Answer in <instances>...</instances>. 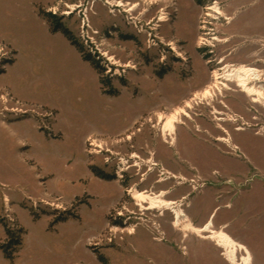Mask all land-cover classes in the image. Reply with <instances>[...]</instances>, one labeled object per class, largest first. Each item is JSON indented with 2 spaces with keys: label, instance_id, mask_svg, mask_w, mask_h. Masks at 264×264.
Instances as JSON below:
<instances>
[{
  "label": "rangeland",
  "instance_id": "1",
  "mask_svg": "<svg viewBox=\"0 0 264 264\" xmlns=\"http://www.w3.org/2000/svg\"><path fill=\"white\" fill-rule=\"evenodd\" d=\"M126 3L0 0V264H232L133 188L166 192L196 226L214 215L264 264V98L236 83L194 98L227 64L264 87V0ZM188 99L166 139L159 114Z\"/></svg>",
  "mask_w": 264,
  "mask_h": 264
},
{
  "label": "bare ground",
  "instance_id": "2",
  "mask_svg": "<svg viewBox=\"0 0 264 264\" xmlns=\"http://www.w3.org/2000/svg\"><path fill=\"white\" fill-rule=\"evenodd\" d=\"M107 4L115 7H130L133 11L138 4L129 3L127 6L126 0H105ZM75 9V5L70 6ZM208 9L212 10L215 15L223 14V10L220 7L218 1ZM69 11L68 13H71ZM211 15V13H208ZM160 20H167L165 15H161ZM222 72L216 71L213 78V83L207 86L203 92H198L195 94V99H202L204 97H212L217 94L218 91L222 90V86L228 87L229 83H236V87H240L241 92L249 96L254 97V102L261 103L264 98V87L259 85L261 73L257 68L248 66L246 64L234 65L227 64L222 68ZM192 107L191 99L185 101L184 106L177 107L170 114H159L161 121H164L162 127L163 136L171 140L176 139V134L178 132L179 124L186 125L183 120L184 117H190L188 108ZM217 112V111H216ZM219 119V117H216ZM221 118V117H220ZM166 119V121H165ZM221 120V119H220ZM133 138L131 134H128L127 139ZM220 141H227V138L220 137ZM228 142V141H227ZM91 145L96 147H101V143L96 138L91 139ZM131 193L135 199L138 200L141 206L144 204L148 205V209H171L174 213V225L179 226L182 230L186 232H195L199 235L205 236V238L213 240L219 247L223 248L224 255L228 261L232 264H253V257L249 247L236 239L224 228L216 229L214 227L212 215L210 219L202 226H196L190 217L185 214L178 203L174 200L166 199V192L156 193L153 191L139 190L133 188ZM7 199V197H6ZM145 208V207H144ZM143 208V209H144Z\"/></svg>",
  "mask_w": 264,
  "mask_h": 264
},
{
  "label": "crops",
  "instance_id": "3",
  "mask_svg": "<svg viewBox=\"0 0 264 264\" xmlns=\"http://www.w3.org/2000/svg\"><path fill=\"white\" fill-rule=\"evenodd\" d=\"M35 13H37L38 14V16H40V14H39V12H38V9H35ZM41 17V16H40ZM42 19H43V21L47 24V27L49 28V30L51 31V29H50V25H49V23L43 18V17H41ZM53 33V32H52ZM53 34H55V33H53ZM56 34H60V33H56ZM60 35H62V34H60ZM3 40H5L6 42H8L9 44H11L12 46H13V48L17 51V58L19 57V55H20V53H19V50H20V45H19V43L17 42V40L14 38V37H10V36H7V37H5V38H3ZM81 57V56H80ZM17 60V59H16ZM16 62V61H15ZM15 62L13 63V65L15 64ZM9 67H12V66H9ZM7 71H8V69L6 70V72L5 73H7ZM4 74V73H3ZM3 106V105H2ZM1 109V108H0ZM23 120H16V121H12V122H14V123H19V122H22ZM8 122V123H7ZM7 122H5V120H1V124L3 125V126H11L10 125V123H12L11 121L9 122V121H7ZM13 133L16 135H19L20 134V132L19 131H16V130H14L13 131ZM17 140H18V143H23V139H22V136L21 135H19L18 137H17Z\"/></svg>",
  "mask_w": 264,
  "mask_h": 264
},
{
  "label": "trees",
  "instance_id": "4",
  "mask_svg": "<svg viewBox=\"0 0 264 264\" xmlns=\"http://www.w3.org/2000/svg\"><path fill=\"white\" fill-rule=\"evenodd\" d=\"M57 30H58V29H54V31H57ZM64 32H65V34H67L68 36L70 35L68 31L64 30ZM17 241H18V240H17ZM17 241H16L15 243H18ZM8 257L10 258L11 255L8 254Z\"/></svg>",
  "mask_w": 264,
  "mask_h": 264
},
{
  "label": "flooded vegetation",
  "instance_id": "5",
  "mask_svg": "<svg viewBox=\"0 0 264 264\" xmlns=\"http://www.w3.org/2000/svg\"><path fill=\"white\" fill-rule=\"evenodd\" d=\"M165 14V13H164ZM159 21H161L160 19H159ZM163 21H165V20H163Z\"/></svg>",
  "mask_w": 264,
  "mask_h": 264
},
{
  "label": "built area",
  "instance_id": "6",
  "mask_svg": "<svg viewBox=\"0 0 264 264\" xmlns=\"http://www.w3.org/2000/svg\"><path fill=\"white\" fill-rule=\"evenodd\" d=\"M13 109H15V108H13Z\"/></svg>",
  "mask_w": 264,
  "mask_h": 264
}]
</instances>
